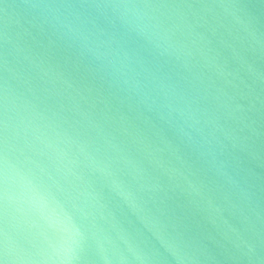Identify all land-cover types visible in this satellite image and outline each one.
Listing matches in <instances>:
<instances>
[{
	"label": "water",
	"instance_id": "obj_1",
	"mask_svg": "<svg viewBox=\"0 0 264 264\" xmlns=\"http://www.w3.org/2000/svg\"><path fill=\"white\" fill-rule=\"evenodd\" d=\"M0 264H264V0H0Z\"/></svg>",
	"mask_w": 264,
	"mask_h": 264
}]
</instances>
